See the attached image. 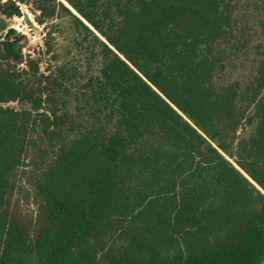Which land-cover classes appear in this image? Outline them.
<instances>
[{"label":"trees","instance_id":"16d2710c","mask_svg":"<svg viewBox=\"0 0 264 264\" xmlns=\"http://www.w3.org/2000/svg\"><path fill=\"white\" fill-rule=\"evenodd\" d=\"M259 2L0 0V264H264Z\"/></svg>","mask_w":264,"mask_h":264},{"label":"rangeland","instance_id":"374dc122","mask_svg":"<svg viewBox=\"0 0 264 264\" xmlns=\"http://www.w3.org/2000/svg\"><path fill=\"white\" fill-rule=\"evenodd\" d=\"M263 7L259 17L264 18V2H259ZM68 5V4H67ZM251 7V6H250ZM22 16L14 17L11 19H0V38L4 35L6 29L14 28L18 33L27 36L28 47L26 51L32 53L35 57L42 59L41 68L44 73H48V67H54L55 62L51 59L50 55L43 54L44 39L48 31L52 30V40L50 41L54 51L60 52V58L63 57V49L69 45L71 30L69 29V21L67 19L55 20L49 24L39 25L36 21L38 12L34 9L33 5H21ZM252 9H250V14ZM256 15V13H255ZM258 22L255 17H252ZM39 52L41 53L39 55ZM15 106V104H12ZM38 135H34V139ZM41 144V140H39ZM31 187L26 183L19 185L13 196V208L18 210L19 213L29 217H36L37 206L32 198Z\"/></svg>","mask_w":264,"mask_h":264}]
</instances>
